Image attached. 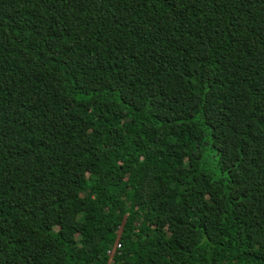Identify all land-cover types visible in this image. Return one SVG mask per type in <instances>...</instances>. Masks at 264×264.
<instances>
[{
    "label": "trees",
    "instance_id": "trees-1",
    "mask_svg": "<svg viewBox=\"0 0 264 264\" xmlns=\"http://www.w3.org/2000/svg\"><path fill=\"white\" fill-rule=\"evenodd\" d=\"M264 264V0H0V264Z\"/></svg>",
    "mask_w": 264,
    "mask_h": 264
},
{
    "label": "built area",
    "instance_id": "built-area-1",
    "mask_svg": "<svg viewBox=\"0 0 264 264\" xmlns=\"http://www.w3.org/2000/svg\"><path fill=\"white\" fill-rule=\"evenodd\" d=\"M119 248H120V244H119L118 240H115V242L113 243L112 249L110 251H107V254L109 255V258H110L108 261V264H110L113 254Z\"/></svg>",
    "mask_w": 264,
    "mask_h": 264
},
{
    "label": "water",
    "instance_id": "water-1",
    "mask_svg": "<svg viewBox=\"0 0 264 264\" xmlns=\"http://www.w3.org/2000/svg\"><path fill=\"white\" fill-rule=\"evenodd\" d=\"M118 238H119V235H118V237L116 238V240H118Z\"/></svg>",
    "mask_w": 264,
    "mask_h": 264
}]
</instances>
